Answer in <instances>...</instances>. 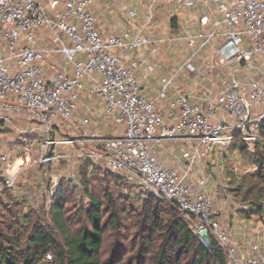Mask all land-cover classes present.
<instances>
[{
    "label": "built area",
    "instance_id": "2783aa9c",
    "mask_svg": "<svg viewBox=\"0 0 264 264\" xmlns=\"http://www.w3.org/2000/svg\"><path fill=\"white\" fill-rule=\"evenodd\" d=\"M96 1L0 0V134L10 133L0 144V192L37 204L35 188L43 184L51 196L60 181L58 163L72 168L70 181L90 161L88 170L134 178L191 215L194 230L220 244L227 264H264V225L240 241L220 220L229 202L226 148L236 136L253 144L264 118V0H165L167 17L176 11L197 17L158 35L152 33L160 27L153 12L158 0L140 13L119 4L124 28L109 34L98 28ZM176 43L186 57L147 97L143 82L156 69L157 52ZM183 70L190 81L180 87ZM102 125L117 132L104 133ZM165 144L179 164L161 161ZM216 172L220 183L212 180ZM213 188L225 195L217 199Z\"/></svg>",
    "mask_w": 264,
    "mask_h": 264
},
{
    "label": "trees",
    "instance_id": "16d2710c",
    "mask_svg": "<svg viewBox=\"0 0 264 264\" xmlns=\"http://www.w3.org/2000/svg\"><path fill=\"white\" fill-rule=\"evenodd\" d=\"M258 132L259 138L254 142L255 146H258L259 139L264 138V118L258 124ZM234 141H240L237 145L240 152H248L249 156L255 158L257 170L254 174L262 185L256 187L254 194L260 195L264 187V155L258 151V147L249 152L248 144L237 136ZM89 163L90 161H85L78 166L79 183L83 185L88 205L76 208L79 216L84 217L78 220L80 224L76 231L68 228L63 216L67 193L62 181L58 182L49 198L46 209V217L51 221L49 225L37 220L33 208L26 207L22 199L6 189L0 192V264H143L140 258L145 255L149 264H227L225 252L214 238H210L208 245L199 241L193 230L191 215L180 210L173 202L159 199L148 191L149 196L145 202L150 205L144 208L146 210L142 212L143 217L135 232L142 237L137 249L126 254L124 259L122 256L125 252L121 253L120 247L125 237L120 241L115 238L108 251L102 248L106 231H124L119 216L125 209L120 210L112 203L113 198L109 194L107 199L110 206L105 208L102 199L94 196L88 189V182L96 180L100 175H109L119 181L120 175L109 170L100 172L96 167L88 170ZM243 179L239 181L236 190L239 192L242 187L240 196L249 193L255 185L252 182L246 183ZM246 185L248 188L243 191ZM229 189L232 188L228 185ZM241 209L240 212L245 217L260 216L264 212V201H249V206ZM246 209L249 210V215L243 211ZM55 232L60 235L59 240ZM155 233H159L158 244L153 240ZM47 252L51 253L50 260L44 259L41 263L40 258Z\"/></svg>",
    "mask_w": 264,
    "mask_h": 264
},
{
    "label": "rangeland",
    "instance_id": "374dc122",
    "mask_svg": "<svg viewBox=\"0 0 264 264\" xmlns=\"http://www.w3.org/2000/svg\"><path fill=\"white\" fill-rule=\"evenodd\" d=\"M115 1L116 3H114V5H112L113 0H107L105 3L110 6L112 5L110 21L111 23L115 24L113 30L118 29L117 33H119L124 28L123 27L124 13L120 11L119 4H125L127 7L135 8L140 13V11L143 10L148 0H115ZM164 7H169V4H167L165 0H158L153 10L155 16L158 17V15L162 13ZM170 9L172 8L170 7ZM162 16L164 18L165 15ZM162 48H161L162 50H165L166 48L169 49L167 51H164L167 54L166 57L167 60L165 61V64L168 65L167 66L168 69L176 62L181 63V61L187 55L185 46L182 43H176L170 45L169 47L162 46ZM161 52L162 51L160 50L159 53L157 52L158 55L156 56V58L162 57L160 54ZM183 73H184L183 76L179 78V83L180 84L189 83L190 78L186 70H183ZM158 74H159L158 69H155L152 73L148 75L154 92H156L157 89L160 87V84L158 82L159 79ZM143 94L145 95V92H143ZM101 127L104 133L115 134L117 132L114 126L102 125ZM3 137L9 138L10 133L7 130L1 132L0 144L3 143L4 141ZM238 143H240V141H233L228 146V148H226L227 156L221 162L224 168V173L222 174V176L228 178L227 183L232 188L228 190L227 187V190H225L226 194L228 193L229 195L228 201L231 200L230 201L231 210L233 209L234 211H237L239 217L243 218L244 214L240 212L242 210L241 208L242 207L247 208L249 206V201H256V200L264 201V187L261 189L260 195H258V193L254 194L257 190L256 187L262 185L261 181L258 178H256V175L254 174L257 170V165L256 162L254 161L255 158L254 156L253 157L249 156L248 152H240L237 146ZM247 144H248L247 148L249 152L256 150V148L258 147V151H260L264 155V138L259 139L258 146H255L256 145L255 143L253 144L247 143ZM11 149L14 150L15 148L11 147ZM220 167L221 166H217L216 170H219ZM57 168L60 169V174H61L60 181L64 183V187L67 193V201L64 204L63 216L66 220L68 228L70 230L76 231L77 226H79L80 224L78 223V220L84 219V217L79 216V214L76 211V208L82 206L86 207L88 205V200L82 190L83 185L79 183L80 173L79 174L75 173L76 176L75 179L68 181L65 176L67 173L72 172V168H67L66 163L64 161L58 163ZM99 169L100 172H104V170H106L104 168H99ZM212 170H214V166H208L207 169L204 171L205 174L209 176L212 174L211 173ZM119 175H120L119 181H115L113 178H111L112 176L109 177V175H104V177L103 175L97 176L95 178L96 180L88 182V189L91 191V193L94 196H98L102 199L105 208L110 206L108 204L109 201L107 199V194H109L113 198L112 203L116 204V206H118L119 209L121 208L120 210L125 209V212L119 216V220L121 222V225L123 226L122 230L124 231H120L119 233H114V232L112 233L110 231H106L103 235V245H102V248L108 251L110 250L111 248L110 246H112V242L114 241L115 238L120 241L123 239V237H125L126 239L122 240V245L120 247L121 253L125 252V255L122 256L125 259L124 256H126V254L133 253L137 249V244H139V242L142 241V237L138 235V233L136 235L135 232L139 227V220L143 217L142 212L146 210L144 208H147L150 205V203L145 202V200H147V197L149 196V193L147 192V190L139 187L135 183L134 178L129 179L121 174ZM241 179H243L244 182L246 183L252 182L255 184L254 188L249 193H246V195L244 196H240L242 187L239 190V192L236 191L238 188L237 185L239 184V181ZM212 180L220 183L221 174H219L218 172L213 173ZM247 188L248 187L246 185L243 191H245ZM35 189H36L35 196H37L38 199L37 204H33L30 202L28 203L25 196L22 195L18 196V199H22L26 207L33 208V210L35 211L34 213L35 218L36 217L38 218L37 220H40L49 225L51 224V221L48 219V217H46V209L48 208V204H49L48 202L51 196L48 194L47 189L43 184L41 186H37ZM213 191H215L214 194L216 198L218 197L221 198L223 197V195H225V192L221 188L220 189L213 188ZM243 211H246L248 215L250 213L248 212L249 210L247 209ZM160 216H162V214ZM257 217H259L260 219H264V212L262 215L260 216L258 215ZM194 232L197 234V238L201 243H203L204 245L209 244L210 241L209 237H206L205 235H201L197 233L195 230ZM158 234L159 233H155V235H153V240L155 244H158V240H159ZM144 235L148 236L146 233H144ZM55 236L58 240L60 239V235L56 232H55ZM236 239L240 240L241 238L236 237ZM44 259H46L45 256L41 257L40 262L41 263L44 262ZM140 260L143 262V264H149V259L147 255L141 257Z\"/></svg>",
    "mask_w": 264,
    "mask_h": 264
},
{
    "label": "crops",
    "instance_id": "0c3cea01",
    "mask_svg": "<svg viewBox=\"0 0 264 264\" xmlns=\"http://www.w3.org/2000/svg\"><path fill=\"white\" fill-rule=\"evenodd\" d=\"M106 1L107 0H97L96 4L92 8L93 12L98 17V28L103 34H109V33H113V32L117 33L118 29L113 30V27L115 26V24L111 23V21H110L111 12L106 9L108 6V4L105 3ZM181 13H183V12H180L178 14L176 11L173 13L172 16L167 17V14L164 12V10H162V13H160L158 15V17L156 16V19H158L160 27H159V29H155L152 31L153 35H158L159 33H162V32L179 29L180 27L186 26L188 19L190 20V19L197 17V15L195 13H193V14L191 13V15H186L184 13L183 14H181ZM162 15H165L164 18ZM172 23H173V25H172ZM196 27L197 26L195 25V23H193L192 28L196 29ZM144 32H146V31H144ZM221 40H222V37H219L213 46L218 45V43ZM160 51H162L160 53L162 57H161V59L160 58L157 59L158 63L156 65V69H158V72H159V74H158L159 78H160V76L164 75L168 69L167 68L168 65L165 64V61L167 60L166 59L167 54L162 49H160ZM204 52H205V54L208 53V57L210 58L211 50L207 49ZM151 59H156V58H151ZM210 59L212 60V56ZM213 59L214 60H212V61L216 60L214 57H213ZM204 69H205V73H207V76H209V75L214 76L215 75V73H214V72H216L215 69H213L212 71H211V69H208L207 67H205ZM137 73L142 74V71L139 70ZM238 77L241 80V82H244V80L246 79V76L244 74H242L241 72L239 73ZM158 82H159V79H158ZM176 83L179 84L180 87L183 86L182 84L179 83V79L177 80ZM159 84H160V82H159ZM216 86H219V81H218V84ZM142 92H145V95L149 98H154V96L156 94V92H154L152 89V84H151V81L149 80V77H147L143 82ZM169 92L172 93V91H169ZM202 94H203L202 92H199L198 98H196V99L198 101H200L205 106L206 104L203 100V97H200ZM164 103H165L164 101L157 102V105L161 110L164 109L163 108ZM180 144H182V143L176 144L175 148L178 149L181 146ZM165 145L166 146L162 150H160V152H159V158L161 159V161L166 165L179 164V162H177L173 159V152L170 150L171 149L170 146H168L167 144H165ZM17 162H18V160H17ZM210 165L212 166L211 163L209 164V166ZM15 197L18 198V196H15ZM217 199H220V197H218ZM230 201L228 202L227 205H225V207H223L222 213L220 214V220H221L224 227L229 228L231 234L234 237L235 236L240 237L241 238L240 241L241 240L243 241L251 231H255V229H260L264 225V221H263L264 219H260L257 216H251V217L243 216V218H240L237 211H234L233 209L231 210V206H230L231 202ZM215 206H218V204L216 203ZM225 216H226V218H225Z\"/></svg>",
    "mask_w": 264,
    "mask_h": 264
},
{
    "label": "water",
    "instance_id": "95a60500",
    "mask_svg": "<svg viewBox=\"0 0 264 264\" xmlns=\"http://www.w3.org/2000/svg\"><path fill=\"white\" fill-rule=\"evenodd\" d=\"M68 179H70V178H68Z\"/></svg>",
    "mask_w": 264,
    "mask_h": 264
}]
</instances>
